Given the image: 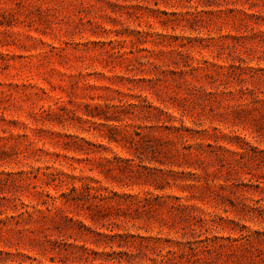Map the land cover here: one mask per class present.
Returning <instances> with one entry per match:
<instances>
[{
    "label": "rangeland",
    "instance_id": "374dc122",
    "mask_svg": "<svg viewBox=\"0 0 264 264\" xmlns=\"http://www.w3.org/2000/svg\"><path fill=\"white\" fill-rule=\"evenodd\" d=\"M0 264H264V0H0Z\"/></svg>",
    "mask_w": 264,
    "mask_h": 264
}]
</instances>
